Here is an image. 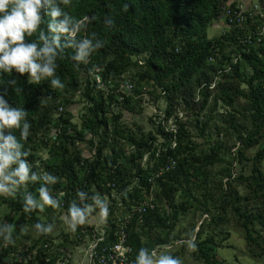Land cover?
<instances>
[{"label": "trees", "instance_id": "1", "mask_svg": "<svg viewBox=\"0 0 264 264\" xmlns=\"http://www.w3.org/2000/svg\"><path fill=\"white\" fill-rule=\"evenodd\" d=\"M255 2L264 10V0ZM238 4L240 0H71L60 5L62 10L87 18L77 38L95 33L104 46L87 63L73 59V48H64L56 60L61 89L51 88L50 79L37 85L15 71L0 73V93L7 88L5 100L28 113L30 135L21 143L32 171L58 178L47 186L60 201L58 209L68 216L73 201L80 205L81 191L88 197L84 203L92 206L84 225L58 237H92L94 224L88 221L100 213L91 199L95 195L108 205L101 244L111 243L118 216L152 194L155 208L133 214L126 226L134 259L146 247L167 249L182 264L188 259L225 264L217 249L237 233L252 264H264V35L260 40L257 35L264 17L255 14L244 23H229L225 8ZM221 19L224 31L210 38L208 29ZM49 20L46 16L40 30L47 31ZM38 34L27 39L35 41ZM247 34L252 43L240 41ZM94 73L105 82L128 78L134 88L119 100L98 88ZM11 80L16 84H8ZM146 95L164 118L158 122L155 113L150 115L153 129L138 137L123 117L147 102ZM162 99L166 105L159 108ZM81 102L78 124L70 107ZM220 105L230 110L219 113ZM170 119L177 124L176 133L163 124ZM193 129L205 137V146L194 138ZM13 134L20 139V130ZM172 158L175 168L151 183L150 176ZM43 183L28 182L15 197L0 196V225L15 227L14 245L0 240V264H40L62 256L50 234H41L26 250L17 244L27 237L21 227H33L41 223L44 211L56 210H23L24 194L39 199ZM189 217L190 231L185 236L174 233L181 218ZM84 227L87 233L81 232ZM192 237L195 250L186 244ZM91 263L99 264L94 258Z\"/></svg>", "mask_w": 264, "mask_h": 264}, {"label": "clouds", "instance_id": "2", "mask_svg": "<svg viewBox=\"0 0 264 264\" xmlns=\"http://www.w3.org/2000/svg\"><path fill=\"white\" fill-rule=\"evenodd\" d=\"M71 0H0V73H16L27 75L29 83L40 84L50 79V87L61 89L64 87L56 74L57 58L64 48L75 50L73 59L80 63H87L93 52L104 46V41L97 39L96 34L77 38L82 29L86 28V20L76 19L63 11L61 4L70 5ZM50 17L47 22V31L40 30L45 17ZM94 19V18H93ZM111 25V20H106ZM39 30L38 38L29 41ZM61 37L64 40H61ZM15 85L16 81L8 82ZM17 93L22 89L15 88ZM7 88L0 93V196L15 197L22 186L28 182L44 183L39 188V199L30 192L23 197V210L26 213L35 210L44 211L45 207L58 209L60 201L50 194L48 185L57 183L58 178L45 172L42 176L32 171L28 153L23 151L24 145L30 135V123L24 108L11 106L4 98ZM20 130V139L13 134V130ZM80 206L73 201L68 208L65 220L68 228L75 231L78 226L87 222L92 211V206L85 200L88 198L83 191L78 192ZM96 207L100 209L102 217L108 215V205L99 196H92ZM38 232L47 234L53 229L51 224L37 223ZM15 227L5 223L0 225V240L4 245H14ZM21 234L25 229L21 227ZM189 250H195L194 237L186 241ZM133 264H182L178 257L168 253L158 252L157 249L141 247Z\"/></svg>", "mask_w": 264, "mask_h": 264}, {"label": "built area", "instance_id": "3", "mask_svg": "<svg viewBox=\"0 0 264 264\" xmlns=\"http://www.w3.org/2000/svg\"><path fill=\"white\" fill-rule=\"evenodd\" d=\"M225 9L229 23H244L248 17H253L255 14H260L262 17H264V10L259 4H254L250 7H244L243 4H238L235 7L229 6ZM257 35L258 40H260L264 35V25L259 29ZM240 41L242 43H252L253 37L251 36V34H247L240 38ZM92 77L99 82L98 88H103L106 91V94H115L119 100H124V98L128 94H130L134 88L133 82L128 78L121 77L119 80L108 79L105 82V79H103L101 74L94 73ZM213 86L214 83L211 85V87ZM154 113L155 120H157L158 122L163 120L164 114L162 112H158L155 109ZM179 115L182 116L183 113L180 112ZM163 124L165 125L167 130L175 133L177 132V124L175 123V121H173V119H170L167 122L164 121ZM175 145L176 143L173 142L171 148H174ZM95 146L93 148V152H95L96 150ZM147 158L148 153L143 156L144 163L147 161ZM176 164V159L172 158L166 165L162 166L155 173H153L150 176L149 181L151 183H154L156 178L162 176L166 171L173 170ZM155 205L156 204L151 194L144 202L140 204H132L131 210L125 215H119L117 226L115 228V239L111 243L101 244L105 236L104 229H102V224L104 221L101 219L98 224L94 225V229L92 230L93 239H91L89 245L90 262L94 258L98 261L99 264H133L134 249L132 245L128 243V233L126 230L127 223L129 222L133 214H143L145 211L155 208ZM87 231L88 228H81V232L87 233ZM166 248L168 247L166 246ZM40 264H67V260L64 258V256H59L55 261L51 262V259L47 257L45 261L40 262Z\"/></svg>", "mask_w": 264, "mask_h": 264}, {"label": "rangeland", "instance_id": "4", "mask_svg": "<svg viewBox=\"0 0 264 264\" xmlns=\"http://www.w3.org/2000/svg\"><path fill=\"white\" fill-rule=\"evenodd\" d=\"M241 4L244 5V7H250L252 5H254L256 2V0H240ZM224 21L223 19L219 20V21H215L213 23L212 26H210V28L208 29V36L210 38L214 37V36H218L219 34H221L224 31ZM145 100H149L150 96L146 95ZM159 108H164L165 107V101L162 99L157 103ZM83 106V102L81 103H76L71 105L70 109L72 110L73 113V120L74 122L80 124L82 123L81 120V109ZM155 106L153 103H151L150 101L147 102H143L142 106H137L135 111L130 112L129 115H124V119L125 121L128 123V125L133 129L136 130V136H140L142 133L147 134L148 132H150V130L153 129L152 124L149 122V116L153 115L154 111H155ZM230 108L229 107H224L221 106L219 107V113H223L226 111H229ZM218 117H215L214 120H217ZM134 122L137 124L134 125ZM192 134L194 138L201 143V146H205V137L203 136H199L196 135V130L193 129ZM213 141V139H212ZM43 157H47V152L44 151L43 152ZM25 188L27 187L26 185L24 186ZM46 208V207H45ZM46 210V209H44ZM99 214V213H97ZM2 218V215H0V219ZM41 224L44 225H48L51 224L53 226V229L50 233L52 236V238H55V244H58L61 242V237H58L60 235V232L63 234L65 232L69 233V228L67 226V224L65 223V220L67 218V214L65 213V211L60 210V209H56L54 210L52 213L48 214L46 211H44L41 215ZM100 218L102 219V216L100 214ZM192 219V217L189 218H181L178 227L176 228L175 232H180L182 234V236H185L189 231H190V220ZM200 224V222H199ZM198 224V225H199ZM25 234H26V238L23 239L21 242H17V244H19V249L21 250H26L27 247L32 244L34 242V240L39 237L41 234L36 230L35 226L27 228L25 230ZM73 237V236H72ZM69 241L71 243L74 244H78V242L73 238H70ZM58 242V243H56ZM83 244V243H81ZM83 247V245H81ZM65 249H67L66 247H64ZM160 251H165L160 249ZM68 254H70V252L66 251ZM218 252V256L224 260L225 264H252L254 262V259L252 257H250L249 255L245 254V242L244 240L239 236V234L237 233H232V236L230 237V239L227 242V245H225L224 247H219L217 249ZM85 256L87 258L88 254H86L85 252ZM85 256H83V258H85ZM69 258V257H68ZM75 258V256H74ZM81 261V260H80ZM25 262V261H24ZM86 262V261H85ZM9 264V263H8ZM85 264H88L85 263ZM187 264H202L201 262H195L194 260H189L188 259V263Z\"/></svg>", "mask_w": 264, "mask_h": 264}, {"label": "crops", "instance_id": "5", "mask_svg": "<svg viewBox=\"0 0 264 264\" xmlns=\"http://www.w3.org/2000/svg\"><path fill=\"white\" fill-rule=\"evenodd\" d=\"M130 112L125 111V115H129ZM101 221L100 218V213L93 215L91 218H89V223L90 224H98ZM61 243L56 244V248L57 246L60 247V255L64 256L65 259H67V264H85L88 262V264H92L90 262V257H89V245H90V241L91 238L93 239V237H87L86 239L82 240V241H76L78 242V244H74L71 243L69 241L70 238H73L72 236H69L67 239H65L64 237H61ZM65 241V242H64ZM83 243V244H81ZM83 245L82 246H80ZM64 247H66L67 249H65ZM165 251H160L161 253H169V251L167 249H162ZM66 251L70 252V254H68ZM85 252L86 254H88L87 258L85 256ZM75 256V258H74ZM83 256H85V258H83ZM69 257V258H68ZM81 260V261H80ZM86 261V262H85Z\"/></svg>", "mask_w": 264, "mask_h": 264}]
</instances>
